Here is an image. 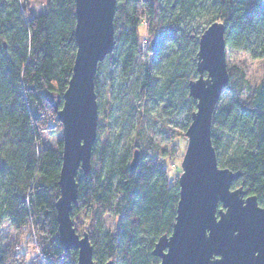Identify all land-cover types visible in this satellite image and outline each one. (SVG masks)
I'll return each instance as SVG.
<instances>
[{"label": "trees", "instance_id": "obj_1", "mask_svg": "<svg viewBox=\"0 0 264 264\" xmlns=\"http://www.w3.org/2000/svg\"><path fill=\"white\" fill-rule=\"evenodd\" d=\"M213 22L223 24L226 48L264 60V0H116L115 45L95 75L97 114L100 73L110 78L118 72L123 81L133 78L144 106L162 102L158 117L169 120L184 111L186 130L196 106L188 82L197 78V43ZM74 25V0H47L38 16L28 14L20 0H0V227L5 222L14 232L31 228L42 260L35 264H77V252L63 250L57 240L61 141L55 149L41 144L43 133L59 132L49 98L61 105L76 52ZM228 74L222 92L232 91L235 99L229 107L217 103L211 120L217 164L239 171L232 188L242 187L264 208V80L249 90L242 71L231 68ZM243 90L248 94L241 99ZM115 92L120 95L122 85H110L108 99ZM99 134L97 125L90 172L83 178L79 171L76 178L71 219L80 213L89 219L83 233L94 264H158L151 251L171 233L179 191L161 161L167 155L142 129L125 146L119 139L100 142ZM143 147L154 162L142 155ZM224 147L226 156L220 153ZM135 150L140 157L131 170ZM105 215L116 220L114 233L104 230ZM21 254L18 259L12 249H0V264L34 263Z\"/></svg>", "mask_w": 264, "mask_h": 264}, {"label": "water", "instance_id": "obj_2", "mask_svg": "<svg viewBox=\"0 0 264 264\" xmlns=\"http://www.w3.org/2000/svg\"><path fill=\"white\" fill-rule=\"evenodd\" d=\"M115 5L116 0H74L71 76L61 105L60 99L49 98L61 125L59 194L54 203L57 240L63 250L77 252V264H94L88 235L76 233L70 213L77 205L78 172L86 178L91 169L97 131L95 75L98 63L115 45ZM197 44V78L188 82V96L196 106L184 132L187 144L177 179L175 220L170 235L157 239L151 255L158 264H264V208L242 187L232 188L241 173L218 167L211 141L212 115L229 82L223 24L208 25ZM139 157L135 150L131 170Z\"/></svg>", "mask_w": 264, "mask_h": 264}, {"label": "rangeland", "instance_id": "obj_3", "mask_svg": "<svg viewBox=\"0 0 264 264\" xmlns=\"http://www.w3.org/2000/svg\"><path fill=\"white\" fill-rule=\"evenodd\" d=\"M21 5L26 8L27 13L32 16H38L45 12L47 0H20ZM144 39V38H143ZM142 39V48L147 47L148 42ZM146 61V56L144 57ZM143 61V60H142ZM226 68H235L243 72L245 86L249 90H253L261 81L264 80V60L252 59L248 54L240 50H231L226 48ZM123 81L121 75L113 73L111 77H105L104 73H100L99 77V100L100 103L97 114V125L99 141L119 139V145H127L133 135L140 129L143 134L152 138V141L163 149L167 155L163 161V166L167 169L169 179L177 180L181 174L180 163L184 155L187 140L184 136L185 128V112L182 111L172 119H162L158 117V111L162 107V102L155 100L148 103L146 106L137 99L134 88L133 78ZM114 88L122 85L123 92L118 95L116 92L112 99L106 91L109 86ZM247 90L241 92V99L247 97ZM235 94L232 91H223L218 101L219 108L229 107ZM110 115H109V110ZM59 132L54 137H49L43 133L41 144L44 148H56V142L61 140V125ZM141 153L147 155V160L153 161L154 158L150 155V151L141 149ZM221 155H228V150H220ZM149 155V157H148ZM76 233L81 236L88 226L89 219L79 214L72 219ZM103 228L106 232L114 233L116 220L105 215L102 218ZM33 241V242H32ZM0 249H12L16 253V258L22 259L21 253H26L27 263L34 261L33 264L39 261L40 243L35 238L31 228L27 227L21 232H14L5 222L0 227ZM35 249V251H31ZM34 259V260H33ZM40 260L38 263H40Z\"/></svg>", "mask_w": 264, "mask_h": 264}, {"label": "clouds", "instance_id": "obj_4", "mask_svg": "<svg viewBox=\"0 0 264 264\" xmlns=\"http://www.w3.org/2000/svg\"><path fill=\"white\" fill-rule=\"evenodd\" d=\"M31 251L33 252V251H35V249H31Z\"/></svg>", "mask_w": 264, "mask_h": 264}]
</instances>
